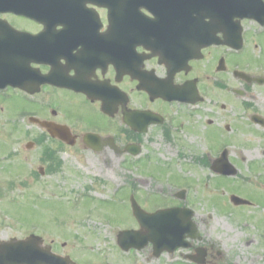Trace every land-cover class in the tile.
<instances>
[{
  "label": "flooded vegetation",
  "instance_id": "af4514ba",
  "mask_svg": "<svg viewBox=\"0 0 264 264\" xmlns=\"http://www.w3.org/2000/svg\"><path fill=\"white\" fill-rule=\"evenodd\" d=\"M190 5L191 0H0V62L7 53L2 48L10 49L9 65L0 63V78L16 75L11 59L17 61V49L33 70L29 91L0 88V114L10 112L0 140L19 144L17 155L0 157L6 159L0 173L30 177L26 183H0V264H240L226 256L222 235L219 240L206 234L224 224H212L197 212V236L186 233L172 252L158 254L151 242L127 251L117 241L108 246L82 224L107 219V201L97 184L68 189L75 199L49 184L50 177L75 171L101 177L104 186L117 171L126 177V183L115 185L121 196L129 204L135 196L142 206L153 207L151 191L139 187L149 183L145 176L161 181L156 165L174 167L182 178L174 181L163 207L192 209L196 182L207 195L209 173L225 177L213 172V159L240 141L233 132L251 134L250 126H259L252 114L264 113L251 92L258 85L236 73L253 62L226 45L223 32L209 36L208 18L207 31L203 23L193 24L198 12ZM207 36L213 42L205 41ZM238 107L239 114L244 111L240 118L234 113ZM42 123L62 126L71 135L54 136ZM208 126L224 136L217 157L208 154ZM168 155L174 159L163 162ZM192 172L201 176L193 178ZM253 196L250 229L262 235L251 237L247 246H255L254 264H264V225H258L264 224V210L257 204L264 197ZM68 224L77 231L70 232ZM128 229L140 227L136 222ZM139 236L145 239L144 230Z\"/></svg>",
  "mask_w": 264,
  "mask_h": 264
},
{
  "label": "rangeland",
  "instance_id": "374dc122",
  "mask_svg": "<svg viewBox=\"0 0 264 264\" xmlns=\"http://www.w3.org/2000/svg\"><path fill=\"white\" fill-rule=\"evenodd\" d=\"M243 27L245 30V33L248 34L251 37V41L248 43L246 49L241 53L243 58L250 60V59H258V62H256V70L264 73V63L259 62V60L264 61V31L258 32L257 29L254 27H257L256 23L254 21H245L243 23ZM254 28V29H252ZM250 31V32H249ZM258 48H255L256 46ZM251 92L257 96V104L260 106L258 110L261 113H264V86H254L251 89ZM252 98H247L246 101H251ZM256 101V100H255ZM8 109V108H7ZM9 110V109H8ZM239 107L235 109L234 113L236 117L240 118L241 115L244 114V111L241 110L240 114L238 113ZM5 119V118H4ZM4 119L1 120V122L5 121ZM243 121L244 119H240ZM6 124V121L4 122ZM243 127V126H241ZM246 127V126H245ZM251 127V134L249 132H243L241 131H235L232 134H237V137H239L241 140L235 143H232L233 146L230 147V158L235 159L233 160L235 164H237L241 170L244 168V173L246 174V170L250 169L249 172H252V175H254V178H258L259 174L261 172H264V129L256 126H250ZM5 129H9V125H2L0 126V132H5ZM259 133V135L256 134ZM203 136V133H199ZM208 147H206V144L202 142V148L204 149L203 152L208 151V154L210 157H217L220 152V140L224 137L222 134L219 135V131L216 127L208 126V131L204 133ZM1 141V140H0ZM236 141V140H235ZM234 142V141H233ZM2 143L0 142V146ZM6 147L13 146L12 144H5ZM205 145V146H204ZM16 148H19V144L14 145ZM199 150L201 151V147L198 146ZM16 151L18 149H15ZM19 152H16L18 154ZM1 154V153H0ZM4 155V154H3ZM2 155H0L1 157ZM182 158L181 156L178 157V159ZM174 157L172 155H168L166 158H162L163 162L170 163V160H173ZM242 162V165L239 161ZM252 161L259 162V165L263 168H260L258 163L252 164ZM6 163L5 160H0V166L1 164ZM175 162L177 164H180L177 158L175 159ZM248 165V166H247ZM156 167V168H155ZM155 169H161L158 170L159 177H161V182L165 183L168 186L175 185L174 181L177 179H181L182 176H180L179 172L176 171L174 167H163L161 165H156ZM153 168V169H154ZM247 168V169H246ZM66 171H74L73 169H70L68 166L66 167ZM248 171V170H247ZM203 172V171H202ZM205 173V172H204ZM202 173V176L203 174ZM74 174L75 171H74ZM60 175L59 177H50L49 178V184H56L58 187L57 189L64 190V193L66 194L65 197L68 199H75V194L69 195L67 193H70L71 191H67L68 189H82V186L84 184H92L91 182H94V179H100L103 180L101 177L96 176H90V175ZM210 174V182H209V192L207 195H203L204 187H201V184L196 182L194 189L198 187V190L200 192L199 200H202V197H207L206 200L210 202L211 206L214 205H221L222 203H227L229 201V195L232 193H239L243 196L253 198V195L257 196H263L264 197V181L255 184L253 181L248 182L247 184L244 183L242 186H238L237 184H240L239 182H235L232 178H225V177H219L215 176L212 173ZM198 176H201V173H194L192 172V177L196 178ZM261 176L264 177V175L261 173ZM109 179L105 181V185H108L107 187L102 184V181H95V189L99 190L100 192L104 193V196L107 198V200L116 193L115 191V185H120L123 183H126V177L121 176L117 171H115V175L108 176ZM144 177V176H143ZM242 175L240 176V178ZM250 178H253L252 176H249ZM146 179H148L147 185L143 187H139L140 190H149L150 193L156 192V194L161 193L163 195H167L170 193H173V189L167 186H164L162 183L156 181L155 179H152L150 177L145 176ZM261 178V177H260ZM24 174L17 175V173L9 174V173H0V183H9V182H16V183H22V182H30L29 179ZM98 179V180H99ZM39 181V180H38ZM41 182V180H40ZM256 182V180H255ZM258 183V182H256ZM142 190V191H143ZM160 190H163L161 192ZM251 190V191H250ZM197 191V190H196ZM198 192V191H197ZM195 193V198L199 193ZM251 192H254V194H251ZM142 193V192H141ZM167 193V194H165ZM167 195V196H169ZM256 202V200H255ZM53 204L62 203L57 200L52 201ZM202 203V204H201ZM204 202H199L194 204V208H196L197 213L199 215L204 216L208 222H216V220H219L221 224L229 222H235L232 224V228L229 229V226H225V228L222 226V228H218V230L214 227L209 231H206V234L212 236V237H218L219 240H221V235L223 236V239H225L224 242V251L226 256L229 258H236L237 262L240 264H254L257 263L255 259H251V256L255 257V246L250 247L247 246V242H249L251 237H254V235H257L258 237H261V232L259 231H253L252 229H248L249 224H243L241 226L240 222L238 220H234V217H222L221 213L216 210L213 211V213H210L208 208L206 206H203ZM213 203V204H212ZM95 202H93V205ZM259 207H262L264 209V203H257ZM223 208H229L228 205H224ZM211 210V209H210ZM105 215L114 222L113 224H102L100 222H97L98 219H95V221H88L86 223H82L87 231H92L94 233H99L101 236L98 238H104L106 239L108 246L111 244H115V236H114V229L117 231H121L125 228L131 227L134 223L133 214L131 212L129 202L124 199L121 194L117 195L114 200L112 201L111 205L107 208L105 211ZM209 216H212L211 219H209ZM255 222V220H253ZM115 226V228H114ZM72 229L70 232L77 231V227L72 225ZM247 229L243 230L242 229ZM261 234V235H260ZM264 257V256H262ZM257 258V257H256Z\"/></svg>",
  "mask_w": 264,
  "mask_h": 264
},
{
  "label": "water",
  "instance_id": "95a60500",
  "mask_svg": "<svg viewBox=\"0 0 264 264\" xmlns=\"http://www.w3.org/2000/svg\"><path fill=\"white\" fill-rule=\"evenodd\" d=\"M210 2L215 1V3H212V11H215V8L217 7L219 9L218 14H220L219 18H217L218 21H211L209 24H214L217 26H222L225 30H230V25L232 20L235 17H257L263 13V7L261 0H208ZM217 12V10H216ZM211 17V14L209 15ZM215 20V19H214ZM220 20V21H219ZM216 28V27H214ZM2 56H5V54H2ZM17 75L11 77L9 80L12 82H16L18 85L25 86L24 84V75L23 73H20L24 71V69L20 66V63L18 61L17 63ZM6 78H9L7 76ZM136 215L138 217H142L143 214L140 211H137L138 208H135ZM176 215V211L174 210H166L159 212L155 215H145V224H152L154 228L150 229V233L158 232V235L156 238H159L160 240H165L167 234L163 233H169L173 232L175 228V221L172 220V218ZM174 221V222H173Z\"/></svg>",
  "mask_w": 264,
  "mask_h": 264
},
{
  "label": "bare ground",
  "instance_id": "6f19581e",
  "mask_svg": "<svg viewBox=\"0 0 264 264\" xmlns=\"http://www.w3.org/2000/svg\"><path fill=\"white\" fill-rule=\"evenodd\" d=\"M216 8H217V7H216ZM218 11H219V9H217V12L212 13L211 16L213 15V16H216L217 18H219L220 14H218ZM205 14H206V13H205Z\"/></svg>",
  "mask_w": 264,
  "mask_h": 264
}]
</instances>
